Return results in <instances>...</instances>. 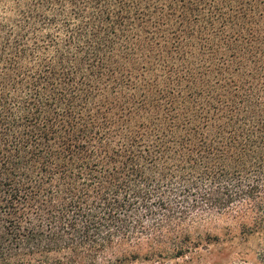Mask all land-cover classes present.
I'll use <instances>...</instances> for the list:
<instances>
[{"label":"trees","instance_id":"trees-1","mask_svg":"<svg viewBox=\"0 0 264 264\" xmlns=\"http://www.w3.org/2000/svg\"><path fill=\"white\" fill-rule=\"evenodd\" d=\"M220 218L264 231V0H0V264H160Z\"/></svg>","mask_w":264,"mask_h":264},{"label":"rangeland","instance_id":"rangeland-1","mask_svg":"<svg viewBox=\"0 0 264 264\" xmlns=\"http://www.w3.org/2000/svg\"><path fill=\"white\" fill-rule=\"evenodd\" d=\"M208 234L219 238L218 241L206 244ZM192 237L204 242L188 251L184 258L161 260L160 264H264V231L244 233L235 222L220 218L195 229Z\"/></svg>","mask_w":264,"mask_h":264}]
</instances>
